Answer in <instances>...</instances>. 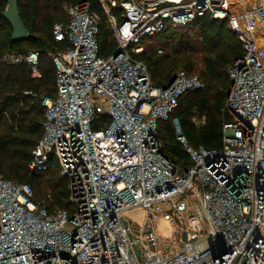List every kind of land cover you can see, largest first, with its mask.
<instances>
[{
  "label": "built area",
  "instance_id": "obj_1",
  "mask_svg": "<svg viewBox=\"0 0 264 264\" xmlns=\"http://www.w3.org/2000/svg\"><path fill=\"white\" fill-rule=\"evenodd\" d=\"M99 1L121 53L100 56V18L88 3L65 7L68 22L53 33L69 46L49 52L57 96L42 101L44 133L30 164L42 171L56 161L70 206L51 195L36 201L29 183L0 176V264H264V0ZM205 15L231 20L244 55L229 69L222 149L192 147L175 121L192 161L183 170L164 154L158 123L205 84L182 70L155 87L136 55L145 37ZM38 58L6 59L39 76ZM101 116L108 122L93 130ZM135 208L145 212L142 225L125 217ZM161 217L172 238L157 233Z\"/></svg>",
  "mask_w": 264,
  "mask_h": 264
},
{
  "label": "trees",
  "instance_id": "obj_2",
  "mask_svg": "<svg viewBox=\"0 0 264 264\" xmlns=\"http://www.w3.org/2000/svg\"><path fill=\"white\" fill-rule=\"evenodd\" d=\"M18 1L29 37L12 42V26L3 16L8 3L0 0V176L29 183L36 201L47 200L51 195L53 204L68 209L67 181L60 176L56 161L51 160L42 171L30 167L33 149L44 133L42 123L46 109L42 101L57 96L56 69L49 52L69 46L67 39H55L53 29L57 23L68 22L67 5L88 3L100 18V56H111L117 49V42L99 0ZM112 11L119 12L115 8ZM141 46L143 51L136 58L146 64L153 86H169L180 67L191 74L198 71L205 84L201 90L187 92L171 117L158 123V139L163 144L164 154L181 169H190L192 161L177 140L175 121H179L182 134L192 147L223 148L224 124L232 119L226 108L231 85L229 69L235 60L243 57V46L229 18L219 20L208 15L200 17L193 25L169 26L155 36H147ZM31 52H39V76H33L31 64L6 59L8 55L26 56ZM197 53L201 54V66L196 68L193 57ZM108 120L101 116V121L95 122L92 129L99 130ZM35 188L43 196L40 200ZM53 204H49L50 208Z\"/></svg>",
  "mask_w": 264,
  "mask_h": 264
},
{
  "label": "water",
  "instance_id": "obj_3",
  "mask_svg": "<svg viewBox=\"0 0 264 264\" xmlns=\"http://www.w3.org/2000/svg\"><path fill=\"white\" fill-rule=\"evenodd\" d=\"M7 3L8 5H7L6 10L3 12V16L9 21V23L12 26V29H13L12 36H11L12 42H17V41L27 39L29 37V29L21 17L20 10H19V1L18 0H7ZM120 53H121L120 49L116 50L113 53V57H117ZM217 245L219 249L218 256L221 258L223 255L227 253V249L221 239L217 241ZM136 253H137V256L139 257L140 251L136 250Z\"/></svg>",
  "mask_w": 264,
  "mask_h": 264
},
{
  "label": "rangeland",
  "instance_id": "obj_4",
  "mask_svg": "<svg viewBox=\"0 0 264 264\" xmlns=\"http://www.w3.org/2000/svg\"><path fill=\"white\" fill-rule=\"evenodd\" d=\"M199 49H201V48L199 47ZM164 50H165V52H170L169 49H164ZM200 56H201V54L197 53L193 57L194 58V63H195L194 66L195 67L196 66L197 67L201 66V57ZM182 70H185V69L180 67L178 69V72H180ZM192 73L196 74V75L199 74L198 71H193ZM35 189H36V192H37V199L40 200L43 196H40L38 188H35ZM144 215H145V212H144V210L142 208H135V209L129 210L128 212L125 213V217L127 219H129L130 221L136 223L137 225H142V223L144 221ZM157 233L160 236H162V237L172 238L173 237V225H172V223L170 221L164 219L163 217L159 218L158 221H157Z\"/></svg>",
  "mask_w": 264,
  "mask_h": 264
}]
</instances>
